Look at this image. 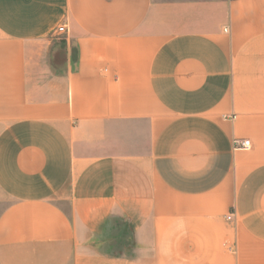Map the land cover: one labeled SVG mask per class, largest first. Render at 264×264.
I'll return each instance as SVG.
<instances>
[{"label":"crops","instance_id":"crops-1","mask_svg":"<svg viewBox=\"0 0 264 264\" xmlns=\"http://www.w3.org/2000/svg\"><path fill=\"white\" fill-rule=\"evenodd\" d=\"M0 264H264V0H0Z\"/></svg>","mask_w":264,"mask_h":264},{"label":"built area","instance_id":"built-area-1","mask_svg":"<svg viewBox=\"0 0 264 264\" xmlns=\"http://www.w3.org/2000/svg\"><path fill=\"white\" fill-rule=\"evenodd\" d=\"M67 32V26L61 25L58 30H57V34L61 35V34H65ZM251 147V141H236L235 142V148L237 149H245V150H249ZM228 220L232 219V216L227 217Z\"/></svg>","mask_w":264,"mask_h":264}]
</instances>
